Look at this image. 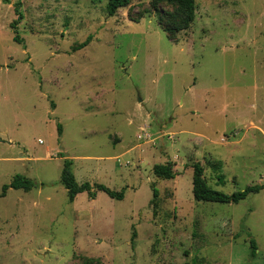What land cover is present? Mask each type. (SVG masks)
Wrapping results in <instances>:
<instances>
[{
  "label": "rangeland",
  "instance_id": "rangeland-1",
  "mask_svg": "<svg viewBox=\"0 0 264 264\" xmlns=\"http://www.w3.org/2000/svg\"><path fill=\"white\" fill-rule=\"evenodd\" d=\"M151 2L0 0V264H264V191L191 192L194 162L227 195L264 184V0H195L171 38ZM64 158L124 198L68 202ZM17 174L35 186L2 196Z\"/></svg>",
  "mask_w": 264,
  "mask_h": 264
},
{
  "label": "trees",
  "instance_id": "trees-1",
  "mask_svg": "<svg viewBox=\"0 0 264 264\" xmlns=\"http://www.w3.org/2000/svg\"><path fill=\"white\" fill-rule=\"evenodd\" d=\"M130 0H106L105 11L107 16L112 17L116 14L119 9L125 8L129 5ZM165 3L170 6V10L164 9L161 5ZM19 3H16L15 9L17 11V20L11 23V28L16 29L18 19L21 15L18 11ZM154 13L156 15L157 24L162 29L163 32L167 34L169 38L173 35L188 29L194 20L195 14V0H152L151 7L145 9L144 13ZM143 12L138 14V18H141ZM132 20L134 19L131 15L129 16ZM13 40L21 43L15 33ZM88 39L81 43L78 47L82 48L86 46ZM60 132V127L58 128ZM72 162L68 158H64L62 161V170L60 175V184L66 190L68 202H73L76 196L80 193H87L90 199H94L97 192L105 193L109 198L114 200H122L124 198L123 190L117 192L107 188L102 184L88 182L79 183L76 181L75 176L71 169ZM192 168V196L195 201L199 202H213V203H231L237 204L244 200L247 196L251 194H257L260 191H264V184H254L245 187L243 190L232 192L227 195L221 191L213 189L208 185L204 177L203 166L199 162H194L191 164ZM152 174L157 179L172 180L177 174L173 170L172 164L167 161L163 164H154L152 166ZM220 184H223V179L221 176L217 177ZM35 184L32 180L25 177L24 175H14L8 185L2 187V196L5 195L7 189H21L25 192L31 190ZM152 197L149 201V205L152 208V213L154 214L158 208V190L155 188L154 184H151ZM134 234L132 235V238ZM249 247L251 249L250 256L253 257L256 251V245L253 240L249 241ZM81 264H100L95 260L86 259Z\"/></svg>",
  "mask_w": 264,
  "mask_h": 264
},
{
  "label": "crops",
  "instance_id": "crops-1",
  "mask_svg": "<svg viewBox=\"0 0 264 264\" xmlns=\"http://www.w3.org/2000/svg\"><path fill=\"white\" fill-rule=\"evenodd\" d=\"M75 199H76V198H75ZM75 199H74V200H75Z\"/></svg>",
  "mask_w": 264,
  "mask_h": 264
}]
</instances>
